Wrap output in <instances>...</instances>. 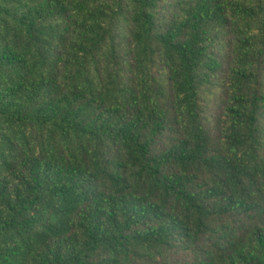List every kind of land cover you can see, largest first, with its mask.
Segmentation results:
<instances>
[{
	"label": "trees",
	"instance_id": "1",
	"mask_svg": "<svg viewBox=\"0 0 264 264\" xmlns=\"http://www.w3.org/2000/svg\"><path fill=\"white\" fill-rule=\"evenodd\" d=\"M0 264H264V0H0Z\"/></svg>",
	"mask_w": 264,
	"mask_h": 264
}]
</instances>
